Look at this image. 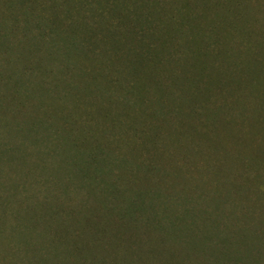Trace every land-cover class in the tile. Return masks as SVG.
I'll use <instances>...</instances> for the list:
<instances>
[{"label":"rangeland","instance_id":"1","mask_svg":"<svg viewBox=\"0 0 264 264\" xmlns=\"http://www.w3.org/2000/svg\"><path fill=\"white\" fill-rule=\"evenodd\" d=\"M236 255L264 264V0H0V264Z\"/></svg>","mask_w":264,"mask_h":264},{"label":"trees","instance_id":"2","mask_svg":"<svg viewBox=\"0 0 264 264\" xmlns=\"http://www.w3.org/2000/svg\"><path fill=\"white\" fill-rule=\"evenodd\" d=\"M145 54L146 53H144V54H142V56H145ZM139 56V60L140 61H143V60H145L143 57H141L140 55H138ZM85 166V165H84ZM84 166H83V168H84ZM88 166L90 167V165L88 164ZM142 194H144V193H142ZM222 203V201H220L218 204L220 205ZM134 213V210L133 211H130V209H129V206L127 207V208H125L117 217H119V218H123L122 216H129V215H132ZM225 227V226H224ZM224 230V228L222 229V231ZM221 231V232H222ZM225 233V234H224ZM222 234L223 235H226L227 236V233L225 232V230L222 232ZM223 243H226V240H223V242H222V244ZM236 257H237V259H234L235 260V263L236 264H238V256L236 255Z\"/></svg>","mask_w":264,"mask_h":264}]
</instances>
